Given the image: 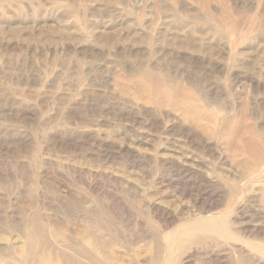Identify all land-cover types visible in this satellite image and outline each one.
<instances>
[{"label": "rangeland", "instance_id": "374dc122", "mask_svg": "<svg viewBox=\"0 0 264 264\" xmlns=\"http://www.w3.org/2000/svg\"><path fill=\"white\" fill-rule=\"evenodd\" d=\"M262 231L264 0H0V264H264Z\"/></svg>", "mask_w": 264, "mask_h": 264}, {"label": "bare ground", "instance_id": "6f19581e", "mask_svg": "<svg viewBox=\"0 0 264 264\" xmlns=\"http://www.w3.org/2000/svg\"><path fill=\"white\" fill-rule=\"evenodd\" d=\"M250 168V167H249ZM255 169H251V172L250 173H252V171H254ZM216 227L213 223H208V222H202V223H200L199 225H198V228H199V230H205V231H207L208 233H204V234H201L199 237H198V242H206V240L208 241L209 239H212L214 236H213V234H211L212 232H211V227ZM262 234H264V232L262 231L261 232V235ZM93 235V234H92ZM90 237V236H89ZM97 237V236H96ZM262 238H264V236L262 237ZM214 239V238H213ZM215 240V239H214ZM101 242V241H100ZM214 243H217V245L219 244V246H221L223 243L222 242H220V241H214ZM101 244V243H100ZM257 245H261V244H257ZM183 246V245H182ZM101 251V250H100ZM62 252V251H61ZM113 256V255H112ZM223 256V255H222ZM44 262H45V264H60V263H53V262H51L50 260H44ZM71 262V261H70ZM248 262H250V261H248ZM67 263H68V261H67ZM220 263V262H219ZM229 264H244L243 262H239V260H237V261H232V262H230Z\"/></svg>", "mask_w": 264, "mask_h": 264}]
</instances>
